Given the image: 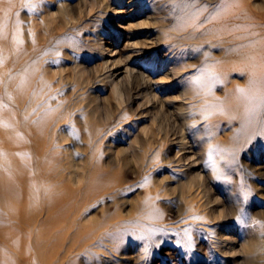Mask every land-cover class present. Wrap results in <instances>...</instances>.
<instances>
[{
    "label": "rangeland",
    "instance_id": "obj_1",
    "mask_svg": "<svg viewBox=\"0 0 264 264\" xmlns=\"http://www.w3.org/2000/svg\"><path fill=\"white\" fill-rule=\"evenodd\" d=\"M248 1L264 17V0ZM18 3L13 11L25 15L21 23L27 43H39L41 75H50L44 111H64L68 117L63 125L67 140L55 137L49 152L58 165L54 169L58 196L71 197L66 208L72 210L63 218L69 227L58 232L64 244L57 254L44 260L35 254L21 264H264V139L237 150L230 133L236 122L227 123L215 114L187 124L185 144L167 142L158 160L152 159L159 154L157 144L152 145L148 168L134 162L131 153L126 159L122 156L131 143L143 152L145 131L154 127L156 132L158 124L171 129L173 118L179 126L181 113H189L188 105L198 108L182 96L190 79L200 73L197 66L207 47L193 45L189 34L178 32L182 24L172 12L171 0ZM60 7L71 20L59 14ZM188 63L193 67L181 69ZM74 66L85 68L89 77L90 83L80 89ZM130 69L147 83L138 81L127 109L120 110L112 90L114 83L124 84ZM146 85L148 90H142ZM95 96L103 105L111 104L101 115L108 116L107 122L94 123L102 136L93 144L86 117L89 98ZM122 117L128 119L121 121ZM64 146L72 153L74 175L64 164ZM182 147L180 153L189 159L180 167L168 159ZM209 150L211 160L206 156ZM216 156L219 164L213 162ZM194 172L207 177L208 191L201 192L190 208L179 189L175 193L171 189ZM180 187L188 198L185 185ZM241 217L247 221L242 223ZM71 243L75 248L68 251Z\"/></svg>",
    "mask_w": 264,
    "mask_h": 264
},
{
    "label": "bare ground",
    "instance_id": "obj_2",
    "mask_svg": "<svg viewBox=\"0 0 264 264\" xmlns=\"http://www.w3.org/2000/svg\"><path fill=\"white\" fill-rule=\"evenodd\" d=\"M16 2L17 0H0V264H21L35 258V254L41 260L55 256L58 247L64 244V239L58 232L69 227V220L63 222V218L72 212L70 208L68 211L66 208L71 197L58 196L54 180L58 176L54 172V169L58 170V165L52 152H49L56 145L55 137L61 142L67 140L68 134L63 125L68 122V117L64 116V111H44L43 100L50 85V75L45 78L41 75L42 54L39 52L38 40L27 43L21 23V18L25 15L23 11L14 14L13 8L19 7ZM203 3L216 5L219 0H203ZM59 14L65 20H71L65 8L60 7ZM178 26V32L183 31L184 35L189 34L190 38L187 39L194 40L193 45L207 47L197 66L205 71L190 79L182 96L190 100L192 105L198 104V108L192 110L188 105L190 114L181 111L183 122L179 126L178 121L173 118L171 129L158 124L156 132L154 127L151 131H145L147 137L140 144L142 153L132 143L129 148L122 150L124 159L131 153L133 161L143 168L150 163L147 157L152 152V145L155 146L156 143L159 150V154H154L152 159L158 160L167 142H177L179 147L185 144L184 127L187 124L215 114L222 116L227 123L236 122L230 133L234 136L233 147L239 148L237 150L251 141L260 143V139H264V124L259 119L249 123L244 114L247 101L237 91L248 89L254 79L259 83L264 78V17L259 14L258 6H251L248 0H234L218 20L199 31ZM192 67L193 64L188 63L181 69ZM132 71H126L127 77L123 85L114 83L112 96L120 110L127 109L131 94L136 90L134 85L138 81L147 83L142 75ZM73 76L75 81L78 80L79 89L90 83L85 68L74 66ZM141 89L148 90V85ZM148 93L151 94L150 91ZM155 99L151 94V100ZM104 102L106 106L96 96L88 101L91 110L85 120L89 122L88 133L93 144L102 136L95 129L94 123L108 120L107 115H101L109 111L107 109L111 103ZM127 119L122 117L121 121ZM64 148L67 151L64 164L71 169L69 173L74 175L72 153L68 146ZM98 148L95 147L94 150L98 151ZM107 148L112 149L109 145ZM182 149L184 148L168 161L174 162L176 166H185L184 163L189 158L180 153ZM212 154L213 151L209 150L206 155L209 160L213 159ZM214 160L213 162L220 163L219 157L216 156ZM88 161L93 163L92 155ZM214 174L212 172L213 176ZM188 179L183 184L188 198L183 196L181 183L171 189V192L175 193L179 189L181 197L186 200V206L193 208L200 193L208 191V179L199 172L190 174ZM163 182L164 179L159 180V185ZM151 193V190L147 191L148 199H151ZM158 193L155 187L154 196ZM72 248H75L74 243L69 245L68 251ZM248 264L255 263L249 261Z\"/></svg>",
    "mask_w": 264,
    "mask_h": 264
},
{
    "label": "snow or ice",
    "instance_id": "obj_3",
    "mask_svg": "<svg viewBox=\"0 0 264 264\" xmlns=\"http://www.w3.org/2000/svg\"><path fill=\"white\" fill-rule=\"evenodd\" d=\"M233 3L234 0H219L216 5H207L201 4V0H171L172 12L177 14L178 20L184 27H191L194 31H199L207 24L218 20ZM197 71L204 72L205 69H197ZM237 91L247 101L244 114L249 123L259 119L260 123L264 124V78H261L259 83L254 79L248 89ZM246 221V217H241L242 223Z\"/></svg>",
    "mask_w": 264,
    "mask_h": 264
}]
</instances>
